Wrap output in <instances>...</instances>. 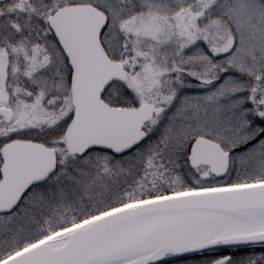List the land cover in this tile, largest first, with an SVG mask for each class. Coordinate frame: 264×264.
<instances>
[{
	"label": "snow or ice",
	"instance_id": "snow-or-ice-1",
	"mask_svg": "<svg viewBox=\"0 0 264 264\" xmlns=\"http://www.w3.org/2000/svg\"><path fill=\"white\" fill-rule=\"evenodd\" d=\"M0 264H264V0H0Z\"/></svg>",
	"mask_w": 264,
	"mask_h": 264
}]
</instances>
